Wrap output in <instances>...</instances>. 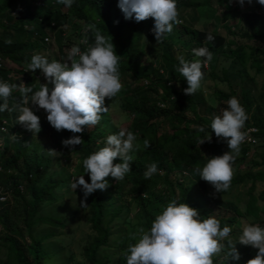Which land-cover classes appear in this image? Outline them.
<instances>
[{
    "label": "trees",
    "instance_id": "16d2710c",
    "mask_svg": "<svg viewBox=\"0 0 264 264\" xmlns=\"http://www.w3.org/2000/svg\"><path fill=\"white\" fill-rule=\"evenodd\" d=\"M221 3L222 21L233 16L231 6L240 11L247 29L236 35V31L226 27L227 33L233 37H244L247 40H257L258 45H250V67L257 73L264 71V6L252 0L251 4L245 2L243 6L235 0L229 4L228 0H176L178 21L183 25L179 30V40L182 36L193 48L207 47L213 55L216 52L225 56L228 62H238L244 54L246 45L237 44L218 31L197 28L195 24L201 14L205 12L212 16L213 6ZM117 0H74L70 7L56 3V0H0V81L10 85H17L7 98V108L0 112V197L3 192H11L19 201L21 210L15 213L14 221L8 219L7 211L0 214V264H52L53 251L46 246V242L55 236L53 228L62 227L64 224L58 218L42 215L44 203H51L55 199V189L61 182L46 175L50 163L42 165V155L36 153V146L32 139L25 135L30 133L22 127L21 134L13 135L8 142L4 140V126L8 119L15 120L17 106H30L24 104L18 91L20 83L25 87L37 88V70H26L30 57L33 54L43 56L46 38H52L58 47L61 58L65 56L67 48L78 45L83 51V45L78 43V38L87 36L89 45L93 42L92 31L82 34V29H91L94 25L101 35L109 40L114 52L118 56V71L121 83L122 100L119 107L131 118V132L136 135L134 149L129 153L133 160L129 163V171L120 180L105 177L108 181L106 188L94 190L84 200L88 206L90 228L93 236L83 247V256L88 264H107L98 258L102 248L108 246L110 221L115 218L121 209L113 206L109 219L105 217L112 203L120 201L125 196L135 202L143 218L142 226L147 229L164 205L170 200L185 203L196 209L201 217L212 215L220 226L228 225L231 229L228 236L220 241L223 245L221 252L212 256V264H224V255L230 251V244H234L239 259L235 262L229 258L226 264H245L254 257L256 250L250 246L240 245L237 242L244 224H258L264 227V189L256 190L258 182L264 181V169L253 171L254 168L264 166V79L260 85L259 102L260 118L257 120L255 134L260 151L250 160L249 168L241 171L239 167L246 158L250 146L240 144L239 156L231 163L235 166L230 185L227 191L214 192L208 189V182L200 179L196 171L202 166L207 157L218 156L227 151L225 144L219 141L208 125L212 117L205 114L213 110L198 92L191 96L181 90L187 85L184 79L175 71L177 64L173 51L172 30L158 41L160 55L157 63L146 62L142 50V42L147 39L156 42L150 32L152 18L136 22L129 18L125 20L118 9ZM217 9V8H216ZM244 9V10H241ZM243 11V12H241ZM262 13H259V12ZM70 25L76 32L65 36L64 27ZM206 34H211V42L205 40ZM75 36V37H74ZM75 40V41H74ZM82 45V46H81ZM230 48L228 52L224 51ZM192 49L184 57L186 60L197 59L192 54ZM221 51V52H220ZM46 58V57H45ZM50 61L49 58H46ZM203 60V58H199ZM203 76L211 74L213 79L227 80V67L222 66V76L213 68L205 69L202 64ZM49 88L51 84L45 83ZM176 84H179L177 88ZM247 92L231 89L215 91L217 106L214 115H218L221 107L225 108L229 97H235L246 113L243 127H247L251 103L247 99ZM30 101L31 93L27 94ZM105 98L104 106H106ZM2 102V101H0ZM213 107V108H212ZM34 114L39 117L40 131L35 136H45L52 127L48 124L42 109L34 107ZM190 112L191 117L186 113ZM258 112V110H257ZM203 113V114H202ZM103 113H101L102 115ZM197 126H203L205 133L209 131L210 141L199 143L205 133L196 131ZM101 123L98 121L93 126H86L81 133H71L63 130L58 140L59 151L68 153L81 163L83 172V159L103 146L105 133H99ZM35 134V133H34ZM78 135L81 144L71 147L62 146L61 140L69 136ZM148 140V147L144 140ZM254 146V145H253ZM252 146V147H253ZM249 153V152H248ZM119 158H114L113 163H118ZM155 162L157 172L146 179L143 172L146 165ZM185 170V175H181ZM87 174V173H85ZM176 177L171 181L169 176ZM169 186V196L162 197L154 192L159 182ZM88 182V181H87ZM242 185L245 187V203L243 208L228 202L225 205H215V199L226 200L234 196V188ZM7 202L0 201V209ZM12 223H15L14 225ZM40 227H49L47 230ZM40 228V229H39ZM82 264V263H77Z\"/></svg>",
    "mask_w": 264,
    "mask_h": 264
},
{
    "label": "clouds",
    "instance_id": "9594fccd",
    "mask_svg": "<svg viewBox=\"0 0 264 264\" xmlns=\"http://www.w3.org/2000/svg\"><path fill=\"white\" fill-rule=\"evenodd\" d=\"M74 0H56V3L70 7ZM232 0H228L230 4ZM252 0H236L240 6ZM264 6V0H255ZM118 9L123 18L136 22L152 18L150 29L156 42L171 32L178 23L176 0H117ZM92 31L93 42L89 45L87 36L79 37L78 43L83 45V51L78 45L67 50L66 57L49 61L40 54H33L26 70H39L37 78L44 77L52 85L40 84L38 90L25 87L20 83L18 91L24 104L17 106L16 122L32 134L40 131L39 117L34 114V107L42 109L46 114L48 124L57 132L61 129L71 133H81L86 126L95 125L101 118V113L107 112L104 106L105 98H112L121 88L118 71V56L114 47L105 36L95 30L82 29V34ZM53 38V37H52ZM52 38H46V41ZM211 34H206L205 40L213 41ZM81 45V46H82ZM192 54L197 59L186 60L182 55L176 56L175 71L184 79L186 87L181 91L191 96L201 87L203 73L202 64L212 60V53L207 47L193 48ZM203 58V60L199 59ZM17 85L0 81V112L7 108V98ZM31 93L30 101L27 94ZM226 107L218 115H213L208 125L209 131L222 141L227 151L218 156L207 157L196 171L198 177L208 182L214 192L227 191L232 178L231 163L239 154L240 144L245 139L241 131L246 120V113L235 97H229ZM197 132L205 133L203 126H197ZM209 131L199 143L210 141ZM136 135L131 131L120 130L107 135L103 146L88 154L82 161L83 173H87L88 182L84 177H74L69 187L72 191L80 186L83 198H87L94 190L103 191L108 181L105 177L120 180L129 171V163L133 160L129 153L134 149ZM148 140L144 146L148 147ZM62 146L71 147L81 144L78 135L61 140ZM49 155L59 154L49 149ZM119 158L118 163H113ZM157 172L155 162L146 165L143 176L148 179ZM84 200H81L83 205ZM231 231L228 225L220 226L212 215L201 217L198 211L185 203H177L174 199L167 202L162 210L155 215L150 226L137 229L135 243H130L124 253L125 264H212V256L221 252V240ZM240 245L255 249L254 257L245 264H264V227L258 224H245L237 237ZM224 255V264L230 258L235 262L239 259L234 244Z\"/></svg>",
    "mask_w": 264,
    "mask_h": 264
},
{
    "label": "rangeland",
    "instance_id": "374dc122",
    "mask_svg": "<svg viewBox=\"0 0 264 264\" xmlns=\"http://www.w3.org/2000/svg\"><path fill=\"white\" fill-rule=\"evenodd\" d=\"M216 5L217 6H213V8H215L214 12L212 13L213 15L209 16L210 14L206 12L201 14L200 18L195 24V27L218 31L228 37V39H232L234 41L232 47L237 44H243L246 45L247 48L244 50V54L241 59L236 63L228 62L224 55L216 52L213 55V59L204 64V67L208 70L212 67L219 76H222V66L226 65L228 79H213L211 74H205L201 81V87L196 92L202 95L208 105H212L215 108V106H217L215 91L223 90L225 92H229L231 89H234L240 92L241 89H245L247 92V99L251 103V111L248 116V123L250 125H256L257 120L261 116V114H258L260 108L258 89L264 79V71L257 73L255 68L250 67L251 58L248 46L258 45L259 41L247 40L244 37H233L232 35H229L227 33L226 27H229L232 30L234 29L236 31V35L239 36L240 32L247 29V24L243 21L240 11L235 10L236 8L234 4L231 6L232 10H229L232 11L233 16L228 18L226 21H222L221 18L223 13L221 10L227 9L228 6H226L227 8L223 7L224 5L221 3ZM259 13L262 12L260 11ZM182 25V22H178L172 30V47L176 56L179 54L185 57L189 51H191L192 45L189 44L186 36H182L179 40L177 39ZM64 29L65 36L73 31L77 33V31L72 29L69 24L65 26ZM47 42L48 44H46L45 49H43V56L49 58L50 61H59L61 56L59 55L58 47L53 41V38ZM68 49H70V47L66 49L65 56L63 57L62 61L66 57ZM229 49L230 48L227 47L224 51L228 52ZM142 50L146 62H153L155 64L157 63L160 55V47L157 42L144 39L142 42ZM44 83V77L39 79L37 78V88H39L40 84ZM176 86L179 88V84H176ZM121 100L122 94L120 90L114 97L107 98L105 106L107 107V112L103 113L99 120L101 123L99 133L104 132L107 136L109 134H115L120 130L131 131L132 117L122 111V109L119 107ZM214 108L212 111H206L205 114L209 117H212L215 113ZM221 109H223V107H221ZM186 114L188 117L192 116L190 112ZM4 127V130H6L4 140L6 142H8L13 135L23 133L21 131L23 126L17 123L16 119H8ZM63 130L64 129H61L59 132H57L52 128L45 136H35L36 134H32L31 132H25V135L32 139V142L36 146V153L42 155V165L44 166L46 161H49L50 165L46 170V175L52 176L54 179H60L61 181L55 189L54 201L51 203H44L41 210L42 215L58 218L64 224L62 227L53 228L55 231V236L46 242L47 248H50L53 251L52 264H88L83 256V247L85 243L93 236V231L91 230L90 223L88 221L89 210L85 202L83 205H81V200L83 198L80 191V186H78L74 191H72L69 187V183L74 177L82 175L85 179V182H87L88 175L81 171V163L79 161L72 158L70 154L59 151L58 140L60 139ZM102 140H104V138ZM49 149L55 150L59 154L56 156H51L45 152ZM260 149L259 143L249 148V153L246 155L245 160L239 167L241 171L249 168L250 160L254 158L257 153H259ZM239 154L235 157L239 156ZM231 168L232 174H234L236 167L232 166ZM258 169H264V166L261 168H254L253 171ZM185 172V170H181V175H185ZM169 177L172 182L176 179V177H172L171 175ZM211 188V185L208 183V189L211 190ZM169 189V186L161 181L155 186L154 192L166 198L169 196ZM262 189H264V181L258 182L256 186V190L258 192ZM233 192L234 196H231L229 199L222 200L218 198L212 201V203L215 205H225L228 204V202H231L237 207L243 208L246 199L244 194L245 187L242 185L236 186ZM1 195L0 201L7 203L0 209V214L2 211L6 210L9 215L8 219L13 220L15 213L21 210V205L11 192H3ZM113 206H118L121 211L109 223L111 235L109 237L108 246L102 248L99 251L98 258L102 261H105L107 264H125V250L130 243H135L137 229L139 227H143V218L141 217L136 203L131 202L129 197L123 196L120 201L112 203L108 208V212L105 217L107 220L109 219V213ZM262 219H264V213L262 214ZM12 224L14 225L15 223ZM40 228L47 230L49 227Z\"/></svg>",
    "mask_w": 264,
    "mask_h": 264
},
{
    "label": "built area",
    "instance_id": "2783aa9c",
    "mask_svg": "<svg viewBox=\"0 0 264 264\" xmlns=\"http://www.w3.org/2000/svg\"><path fill=\"white\" fill-rule=\"evenodd\" d=\"M241 131L245 133V139L241 143L242 145L252 147L253 145L256 144V142H257L256 136H255V134L257 132L256 126L249 125L247 127H243L241 129ZM247 154H248V152H247Z\"/></svg>",
    "mask_w": 264,
    "mask_h": 264
}]
</instances>
